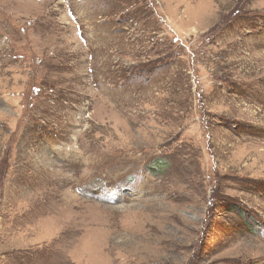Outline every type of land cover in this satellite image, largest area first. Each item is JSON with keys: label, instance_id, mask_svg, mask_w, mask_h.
I'll list each match as a JSON object with an SVG mask.
<instances>
[{"label": "rangeland", "instance_id": "rangeland-1", "mask_svg": "<svg viewBox=\"0 0 264 264\" xmlns=\"http://www.w3.org/2000/svg\"><path fill=\"white\" fill-rule=\"evenodd\" d=\"M0 264H264V0H0Z\"/></svg>", "mask_w": 264, "mask_h": 264}, {"label": "trees", "instance_id": "trees-1", "mask_svg": "<svg viewBox=\"0 0 264 264\" xmlns=\"http://www.w3.org/2000/svg\"><path fill=\"white\" fill-rule=\"evenodd\" d=\"M155 167H156V165L152 166V168H155Z\"/></svg>", "mask_w": 264, "mask_h": 264}]
</instances>
